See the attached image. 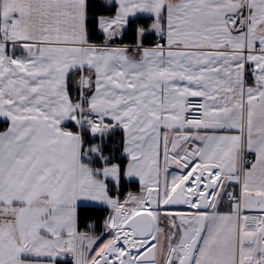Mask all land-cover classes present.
<instances>
[{
  "label": "snow or ice",
  "instance_id": "6c2138e0",
  "mask_svg": "<svg viewBox=\"0 0 264 264\" xmlns=\"http://www.w3.org/2000/svg\"><path fill=\"white\" fill-rule=\"evenodd\" d=\"M0 264H264V0H0Z\"/></svg>",
  "mask_w": 264,
  "mask_h": 264
}]
</instances>
